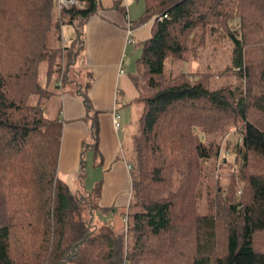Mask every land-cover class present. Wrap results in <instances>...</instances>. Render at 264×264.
Returning a JSON list of instances; mask_svg holds the SVG:
<instances>
[{
  "label": "trees",
  "instance_id": "obj_1",
  "mask_svg": "<svg viewBox=\"0 0 264 264\" xmlns=\"http://www.w3.org/2000/svg\"><path fill=\"white\" fill-rule=\"evenodd\" d=\"M77 1L58 9L57 0H0V264H264V0H144L132 24H153L132 74L142 111L120 233L94 224L58 175L63 119L42 106L51 90L40 64L49 81L63 59L49 35L59 41L72 25L67 55L75 59L83 24L98 9V0ZM220 39L231 54L217 75L165 72L167 57L197 58ZM218 75L225 81L215 83ZM231 128L237 138L222 145L234 162L227 189L217 175L213 210L200 213L203 165H216L222 147V137L207 134Z\"/></svg>",
  "mask_w": 264,
  "mask_h": 264
},
{
  "label": "rangeland",
  "instance_id": "obj_2",
  "mask_svg": "<svg viewBox=\"0 0 264 264\" xmlns=\"http://www.w3.org/2000/svg\"><path fill=\"white\" fill-rule=\"evenodd\" d=\"M143 2V0H139ZM142 8H138V5L133 8L132 12L135 16L139 15ZM142 13V12H141ZM70 33V34H69ZM83 34V29H82ZM74 35V27L66 24L63 26L62 39L59 41L54 33H51L48 37V42L51 47L60 46L62 51V62L59 74L58 71L52 75L49 81H46V62L42 61L39 67V79L42 83H46L51 90V94L42 99V106L44 114L48 117H54L60 115L63 117V103L62 93L64 89H67V93L80 97V100L84 103L83 93H87L91 88L93 82L92 70L94 66L86 64L87 52L81 49H77L75 59L68 58L67 47H72L71 38ZM83 38V35H82ZM132 48H136L132 52H127L125 62L123 64L124 70L130 72L132 69L135 72L136 57H139L142 48L140 43L133 44ZM139 49L138 55L135 51ZM79 50V52H78ZM231 46L225 39L212 40L206 44V49H202L201 54L197 58L190 56L187 59L174 60L171 57H167L165 60V72L176 73L179 71H210L217 75L221 70L224 69L225 65L230 62ZM135 56V57H134ZM136 58V59H135ZM60 61V59H59ZM60 67V66H59ZM54 70V69H53ZM63 83L60 84V80ZM59 77L60 80H55ZM221 75L215 76V83H221L225 80ZM56 83V84H55ZM59 84V85H58ZM89 97V95H88ZM90 99V97H89ZM36 96L31 97L30 101L34 102ZM92 105V101L90 100ZM136 110L130 115V123L121 130V145L116 149L113 155H108L107 163L102 164V154L99 152L97 155L94 154V150L91 148L95 143V138L91 135L90 129L82 143L81 152L83 151L84 166L80 165L77 170H71L68 168L58 169V175L64 179L70 192L74 196H78L84 202V209L87 212L92 213V219L94 224H100L103 221L109 223L116 233L123 231V225L125 223L126 211H124V204L128 201L126 195V188L124 181L121 180L112 181L111 187L105 185L102 187L103 182H106L103 177V170H109L115 161L128 162V169H131L135 165L136 153H135V138L138 134V123L139 117L142 111V102H136ZM86 106V105H85ZM89 110V117H87L88 125H91L93 114L97 110L94 106ZM99 112V110H98ZM222 137L220 140V146L223 145L225 140L234 141L237 138V132L235 128L226 133L224 136L217 133H208L207 138L217 139ZM93 144V145H92ZM219 153V159L213 165V161L204 163L203 165V179L200 184V195H199V207L200 213H206L211 209V201L215 194V183L216 177H220V188L222 187L223 192L227 189V183L231 172L233 171L234 162L232 161V154L226 153L222 146ZM225 155L223 165H221V158ZM227 157V158H226ZM219 164V167L217 165ZM116 166V165H115ZM114 166V167H115ZM113 167V170L115 169ZM127 184L129 183L128 172L125 174ZM210 204V205H209ZM89 205V206H88ZM127 207V206H126ZM125 207V208H126ZM91 208V209H90ZM124 212V214H123Z\"/></svg>",
  "mask_w": 264,
  "mask_h": 264
},
{
  "label": "crops",
  "instance_id": "obj_3",
  "mask_svg": "<svg viewBox=\"0 0 264 264\" xmlns=\"http://www.w3.org/2000/svg\"><path fill=\"white\" fill-rule=\"evenodd\" d=\"M117 1L124 7L125 14L114 6ZM135 5L142 8V13L140 12L137 16L132 12ZM143 12L144 0L143 2H139V0H98L96 13L83 24V38L81 36L80 49L87 52L86 64L94 66V70H92L94 79L88 95L92 101V106L99 110L97 114L99 120L98 147L103 158L102 164H106L108 155H113L121 145V130L124 126V128H127L126 125L130 123V115L136 110L135 104L139 101V91L132 79L134 71L131 69L130 72H126L123 64L127 52L136 50V48H132L133 44H142L151 36L153 19L135 26L132 24L133 21L143 15ZM128 27H131V29L128 30ZM75 37L76 31L74 28V35L70 37V42ZM135 52L138 55L139 49ZM62 103L63 129L58 169L77 170L81 165L82 143L88 129H90L88 120L86 121L90 113L80 97L67 93V89H64L62 93ZM113 111H117L120 115L119 128H115L113 125ZM128 164V162L118 160L114 162L109 170H103V177H105L106 182H103L102 187L105 185L111 187L110 183L117 180L124 181L127 186L128 201L124 204V211L127 209L131 188ZM126 172L129 176L128 184L125 176Z\"/></svg>",
  "mask_w": 264,
  "mask_h": 264
},
{
  "label": "built area",
  "instance_id": "obj_4",
  "mask_svg": "<svg viewBox=\"0 0 264 264\" xmlns=\"http://www.w3.org/2000/svg\"><path fill=\"white\" fill-rule=\"evenodd\" d=\"M74 4H78V1L77 0H57L58 9L67 8V7L74 5ZM162 17H166V15L159 16L157 18H158V20H160ZM129 29H131V27H128V30ZM112 121H113L114 127L119 128V126H120V115L117 111H113Z\"/></svg>",
  "mask_w": 264,
  "mask_h": 264
}]
</instances>
